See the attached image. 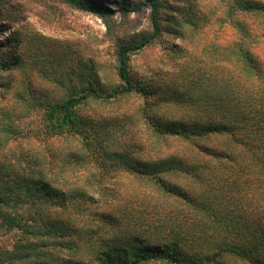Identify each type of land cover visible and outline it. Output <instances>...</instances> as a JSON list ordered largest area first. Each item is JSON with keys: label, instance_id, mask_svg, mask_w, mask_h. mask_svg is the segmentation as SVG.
I'll use <instances>...</instances> for the list:
<instances>
[{"label": "trees", "instance_id": "obj_1", "mask_svg": "<svg viewBox=\"0 0 264 264\" xmlns=\"http://www.w3.org/2000/svg\"><path fill=\"white\" fill-rule=\"evenodd\" d=\"M60 1L102 20L108 16L92 0ZM144 2L151 10L152 33L119 47L118 85L100 92L91 83L70 84L61 98L31 96L24 105L38 112L40 121L30 131V143L44 144L45 156L28 154L25 163L0 165L1 224L20 236L49 237L68 257L54 261L44 253L32 259L21 239L12 251L1 252L0 264H24L25 257L41 259L32 264H46L43 258L83 264L74 260L81 248L88 262L97 264H264V0H218L217 9L207 6L219 13L216 41H211L212 18L202 9L192 17L191 10L184 14L176 6L193 31L204 22L207 42L199 49L205 57L191 59L182 76L160 90L145 88L130 73V55L173 27L171 18L167 26L160 23L167 0ZM9 44L6 54L0 53V74L22 68ZM132 95L144 98L139 113L145 137L128 131L131 117L112 122L86 114L91 102L114 103ZM154 95L156 103L149 100ZM160 104L177 113L172 120L152 115ZM59 142L66 145L61 157L52 148ZM54 169L61 175L58 184ZM66 171L78 179L76 186L63 176ZM124 178L140 197L155 193L166 201L144 204L149 209L139 212L143 231L133 228L132 207L120 205L116 196L106 199L113 191L109 187ZM100 200L107 210L100 223L82 225L87 203ZM55 201L69 217L63 224L46 216L45 204Z\"/></svg>", "mask_w": 264, "mask_h": 264}, {"label": "rangeland", "instance_id": "obj_2", "mask_svg": "<svg viewBox=\"0 0 264 264\" xmlns=\"http://www.w3.org/2000/svg\"><path fill=\"white\" fill-rule=\"evenodd\" d=\"M92 1L108 11L106 20L75 10L60 0H0V53L6 54L9 43L13 42L12 56L22 63L19 71L13 74H0L1 166L13 163V161L25 163L28 154L45 156L44 144L30 143V131L37 128L40 121L39 113L31 107L26 109L24 105L28 104L31 96L39 94L42 97L61 98L70 84L79 86L80 83H91L92 88L99 89L100 92L115 88L118 85L115 71L116 54L119 47L152 33L151 10L144 0ZM193 2L194 4L191 0H167L169 8L162 11V22L160 20V23L167 26L169 25L167 20L171 18L173 27L162 32V35L157 37L152 45L139 53L130 55L129 67L134 81L140 82L145 88L164 89L178 74L182 76L185 64L191 59L196 62L201 57L204 59L205 56L199 49L207 42L205 37L207 28L205 30L204 22L202 21L201 25L197 22L198 30L193 31L194 29L186 23L185 15H177L176 6L184 14L186 10H191L192 17L199 14V8L202 9L207 18H212L214 29L211 33L213 39L211 41H216L219 13H212L209 8L217 9L218 0H195ZM119 6L125 9L121 10ZM60 83L62 86L59 85ZM156 99L157 95H154L149 100L156 103ZM143 101V95H132L114 103L91 102L86 106L85 111L90 117L99 116L100 120L112 122L116 120L124 122L128 120L126 117H131L128 131L131 129L134 136L141 133V136L145 137L146 131L139 113ZM166 106L160 104L152 115L163 121L172 120L177 113L168 110ZM62 146L60 142L52 146L53 152L60 157L66 151V145ZM54 170L57 179H54V182L58 184L57 182H60L58 178L61 175H59V169ZM63 176L68 182L75 184L72 186H76L78 179L71 175L70 171H66ZM7 186H11L8 181ZM133 186L135 184L124 178L116 185L109 187L113 191L110 193L111 197L106 199L110 202L111 198L116 196V201L119 199L120 205L132 207L136 218L132 220L133 228L143 231L145 225L139 220V212L149 209H144L145 203L157 204V199L160 200V197L155 193L151 194L153 198L140 197L133 191ZM82 187L80 184L79 189ZM88 194L94 200H98V195L95 193L89 191ZM74 202L68 204V208L73 206ZM98 202H86L91 206H89V213L81 217L82 225L87 226L91 222L100 223L98 221L101 218L100 214L107 210L103 200ZM160 202L166 203L164 200ZM45 205L53 213L54 211L57 213L53 215L47 209L48 219H50V214L51 219L60 224H63L66 219L69 220V217L61 214L60 206L56 201L47 202ZM51 205L54 206L50 207ZM28 208L29 206L25 205L21 213L26 216ZM74 211L78 212L76 209ZM75 218L79 224L81 219L77 215ZM15 232H9L0 220V254L3 251H12L15 244L23 239L22 244L25 249L22 250L28 249L32 259L44 253L50 254V260L54 261H61L68 257L65 250L53 247L54 240L49 237L20 236L18 232ZM26 253L27 251H23L21 254L26 256ZM75 254L74 260L79 259L83 264H97L88 262L87 254L82 248L78 249ZM23 260L24 264H32L41 259L33 261L25 257ZM42 260L46 264H58L44 258ZM13 264L22 263L15 261Z\"/></svg>", "mask_w": 264, "mask_h": 264}]
</instances>
